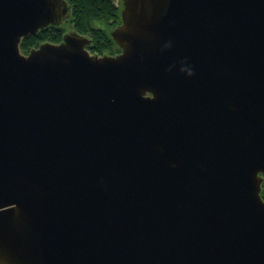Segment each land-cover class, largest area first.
<instances>
[{"label": "water", "instance_id": "obj_1", "mask_svg": "<svg viewBox=\"0 0 264 264\" xmlns=\"http://www.w3.org/2000/svg\"><path fill=\"white\" fill-rule=\"evenodd\" d=\"M121 2L0 0V264H264V0Z\"/></svg>", "mask_w": 264, "mask_h": 264}, {"label": "trees", "instance_id": "obj_2", "mask_svg": "<svg viewBox=\"0 0 264 264\" xmlns=\"http://www.w3.org/2000/svg\"><path fill=\"white\" fill-rule=\"evenodd\" d=\"M70 7L68 18L59 26H48L35 34L25 37L20 49L27 53L41 43H59L63 34L69 30L88 36L91 43L87 46L91 54L116 55L121 52L120 47L111 37L114 26L121 23L122 2L115 0H66ZM261 197L264 200V182L261 186Z\"/></svg>", "mask_w": 264, "mask_h": 264}, {"label": "flooded vegetation", "instance_id": "obj_3", "mask_svg": "<svg viewBox=\"0 0 264 264\" xmlns=\"http://www.w3.org/2000/svg\"><path fill=\"white\" fill-rule=\"evenodd\" d=\"M69 31H71V30H69ZM68 32V31H67ZM65 34V33H64ZM63 34V35H64ZM33 47H31L29 50H28V52L32 49ZM28 52L27 53H23V54H28Z\"/></svg>", "mask_w": 264, "mask_h": 264}, {"label": "rangeland", "instance_id": "obj_4", "mask_svg": "<svg viewBox=\"0 0 264 264\" xmlns=\"http://www.w3.org/2000/svg\"><path fill=\"white\" fill-rule=\"evenodd\" d=\"M115 2H116V4H118L119 3V0H115ZM119 25V24H118ZM116 26H114L113 28H115ZM113 30V29H112Z\"/></svg>", "mask_w": 264, "mask_h": 264}]
</instances>
